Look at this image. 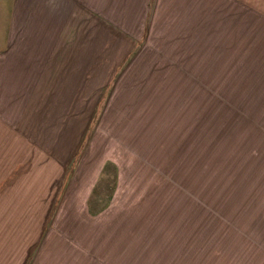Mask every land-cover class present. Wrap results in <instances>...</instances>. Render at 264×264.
I'll return each mask as SVG.
<instances>
[{
	"label": "rangeland",
	"instance_id": "1",
	"mask_svg": "<svg viewBox=\"0 0 264 264\" xmlns=\"http://www.w3.org/2000/svg\"><path fill=\"white\" fill-rule=\"evenodd\" d=\"M208 3L139 38L70 24L23 207L0 180V264H264V0Z\"/></svg>",
	"mask_w": 264,
	"mask_h": 264
},
{
	"label": "crops",
	"instance_id": "2",
	"mask_svg": "<svg viewBox=\"0 0 264 264\" xmlns=\"http://www.w3.org/2000/svg\"><path fill=\"white\" fill-rule=\"evenodd\" d=\"M1 3L2 0L0 6ZM9 4L10 16L3 31L2 23L0 26V180L25 182L8 190L15 194L6 195L15 198L17 205L15 202L13 206L19 208L23 207L22 198L27 202V192L32 190V185L28 186V181L33 180L32 170L30 178L23 174L25 170L19 174L12 171L26 165L24 152L34 149L32 138L27 135L42 133L44 119L45 127H49L51 87L65 85L67 71L79 62L82 53L81 45H67V38L76 35L74 30L67 34L72 28L70 24L74 26L88 18L97 41L102 30L111 32L112 37L139 38L146 22L147 31L155 29L161 33L168 28L176 29L178 22L201 20L193 16L209 8V3L208 0H9ZM20 150L24 152L19 153Z\"/></svg>",
	"mask_w": 264,
	"mask_h": 264
}]
</instances>
